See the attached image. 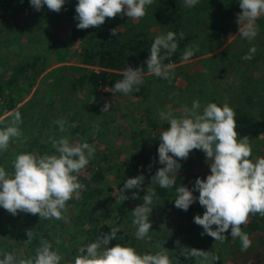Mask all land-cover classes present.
Returning <instances> with one entry per match:
<instances>
[{
  "label": "clouds",
  "instance_id": "clouds-1",
  "mask_svg": "<svg viewBox=\"0 0 264 264\" xmlns=\"http://www.w3.org/2000/svg\"><path fill=\"white\" fill-rule=\"evenodd\" d=\"M23 2V0H21ZM66 0H30V4L39 11L45 5L54 12H60ZM199 0H184L189 6H195ZM154 0H78L76 6L79 23L78 29L90 27L99 28L108 18H115L118 14H126L129 19L139 20L146 15V6ZM242 12L238 14L239 35L249 42L254 40L258 33L257 20L264 17V0H239ZM115 33V29L113 30ZM184 38V33H179ZM178 49L177 34L168 31L166 34L154 38L150 46V55L146 60L147 72L155 77L167 80L169 83L175 76L174 64L164 61L169 59ZM198 47L189 45L181 56L183 63H188ZM255 46L249 49L248 54L242 57L251 60L256 53ZM144 68L127 67L123 78L118 80L111 91L128 95L139 92L143 84ZM110 104L102 107L106 113ZM161 118L170 124L159 134L161 141L158 147L159 163L161 167L152 178L161 188L170 189L175 184L174 175H177L182 165L178 162L186 160L193 150H202L210 164V174L206 179L197 178L195 189L198 190L199 204L205 208L204 214L196 215L194 222L204 229L201 235L213 237L217 242H223L224 235L231 228L232 239L239 238L241 251L247 252L252 245L248 233L242 231L247 225L250 216L259 214L264 217V157L253 160L252 147L247 136L239 138L236 130L235 112L225 102L222 106L211 102L201 104L193 100L190 108L183 109L179 117L172 112L161 113ZM21 113L14 111L8 125L0 129V153L7 152L10 140H19L23 137ZM64 132L68 123L65 118L53 122ZM77 124L68 125L75 128ZM48 143L54 150L51 154L45 152L37 156L34 153H21L12 161V171H6L0 166V207L13 216L24 212L39 215L40 220H56L68 222L64 215L67 211V202L78 199L83 191L79 182V175L86 169L90 160L94 158L96 149L85 138L80 143H70L67 137H49ZM144 176L128 178L123 184V190L142 189ZM134 192L132 198H138ZM156 197L154 188L148 187L143 196L144 203L137 206L132 214L135 237L138 240H150L152 229L149 217ZM129 197L122 196V200ZM197 197L186 186L176 189L175 207L187 211L196 202ZM119 202V201H116ZM215 227V230L213 228ZM120 231L118 226L111 227L110 233H101L95 242L84 244L77 249L72 264H172L169 255L161 244H157L160 251L140 254L134 247L123 246L117 243L110 247V241L117 239ZM26 245L37 238V233L27 230ZM40 244L35 249V255L25 258L17 252L2 254L0 264H61L62 256L52 250L51 244L42 236ZM179 244V241H177ZM181 255L195 257L196 264H214L218 259L211 252L183 248Z\"/></svg>",
  "mask_w": 264,
  "mask_h": 264
},
{
  "label": "rangeland",
  "instance_id": "rangeland-1",
  "mask_svg": "<svg viewBox=\"0 0 264 264\" xmlns=\"http://www.w3.org/2000/svg\"><path fill=\"white\" fill-rule=\"evenodd\" d=\"M158 1L163 5L167 3L166 0ZM229 1L231 0H212L216 4L221 2V7L205 12L202 15V19L198 22L192 20L193 23H191L185 19L179 27L181 32L184 33V38L181 40L187 46L192 45L199 48L202 45L205 49H209L219 43L218 48L212 53L205 52L203 56L191 58L188 63H183L182 61L172 63L174 64L175 76L171 83L155 77L154 74L146 73L152 79L143 77L141 90L139 92L134 91V95L133 93L128 95L122 93L113 94L109 91L111 87H101L99 89L101 92L97 94H89L85 90L78 89L66 96L61 91H58L59 87L55 88L59 84L52 85L55 80L54 77L49 78L45 82L44 78L48 73L58 66L68 67L67 77L79 73L80 68L83 67V57L81 56L84 50L83 45L88 40L87 30L78 29L77 23L68 15H56L57 19L55 22L47 23L45 21L44 25L46 27L41 30L43 38L46 36L50 38L49 36L54 34L57 40H52L56 41L53 48L47 47L49 43L46 44V42L40 45L44 47L40 52L41 55L51 57V63L40 75L25 101L20 104L21 108L26 106L22 111L18 110L21 113L22 120L27 119V122H23L20 127L21 130L25 128H28V130L24 138L22 137L18 141L16 139L17 142H20L12 148L15 150L20 148L23 151L31 147L33 149L34 139L38 136L43 141L47 138L49 139V137L60 138L63 136L71 138L70 136H72V138H75L72 140L73 142L80 143L83 142L85 136L76 140V133L82 128L83 120L92 122L94 123L93 125H97L104 120H111V132L108 134V141L112 145L110 150L119 151L123 157L127 156L135 162H139L142 160L139 153L154 147L155 138L159 137L160 132L164 129L166 130L170 127V124L161 118V113L172 112L179 117L183 114L185 106L191 107L193 100L198 99L202 105L214 102L222 106L227 102L233 108L247 110L257 117L264 116V17L257 20L259 33L254 40L249 42L247 39L241 38L239 28L233 29L238 24V14L242 12L239 0H235V4H230L228 3ZM148 10H146V15L142 19L132 21L136 25L137 31L147 32L148 39L154 40L156 36L168 32L169 26L165 24L167 12L163 11L164 13L162 12L161 16L153 22L154 18L152 19V17L156 16L153 14L149 15ZM43 12H45L43 9L37 11L30 4V0H23V2L14 0L11 5H6L0 10V83L10 78L16 64L24 62L28 56L33 57L36 55L35 52H38L39 49L36 44L29 43L30 37L28 34L34 35L40 31L41 28H36L33 23L32 15L39 16ZM147 18H150L151 21L149 22ZM212 18H216L221 24L214 25ZM216 28H218V38L213 37V34L216 33ZM75 30H78L76 32L77 38L73 41L70 33ZM18 35L20 36L19 39L17 38L19 37ZM10 41L18 43L15 46H9ZM253 46L257 49L253 58L251 60L242 59ZM55 48H61L64 51L60 55V57H63L60 61H57L56 57L58 56ZM15 52H17V57H11L10 55ZM95 69L97 70L98 68ZM186 74L193 75V80H187ZM56 75L61 81V74ZM65 86L69 87V83L66 82ZM32 95H37L38 99L43 95L42 103L34 102L27 105V101ZM52 100L54 101L53 106L49 105ZM106 103L110 104L109 111L103 113L101 110L99 112L97 109L102 108ZM6 115L8 114L0 115V120ZM148 115L157 124L152 127V132H149L150 130H147L149 127L146 126ZM39 117L41 120L37 122L36 118ZM60 118L67 120L68 123L65 128L74 131V133H71L72 135L65 133L57 135L53 132L55 125L53 122ZM73 123L77 124V126L73 129L69 128L68 125ZM32 124L34 125L32 126ZM42 129V135H40ZM250 144L252 154L255 157H264V135L251 141ZM12 145L13 142L9 144V148ZM32 151L35 154L34 149ZM53 151L50 149L49 154ZM98 159L99 156L95 154L86 169L82 171V174L89 175L91 170L96 171L102 167L103 164ZM180 163L190 165V173L184 172L183 174L190 178L191 190L197 200L187 211L182 209H179V211L183 213L182 216L184 218L182 220L190 222V227L196 226L200 229L198 232L194 231L192 233V235H195L193 236V241H189V235H186L180 247L182 249L187 247L211 252L218 257L214 264H264V225L259 228H253L250 217L247 225L242 226V231L248 233L252 240V245L247 252L240 250L241 243L239 238L232 239L231 228L224 233L227 239L223 242H216L213 237L201 235L204 232L202 227L194 222V217L200 209L199 192L195 189V181L197 178H207V175L210 174V164L202 150H193L189 157L186 160H180ZM106 179L108 185L115 190L112 195L118 196L114 174L111 172L106 173ZM108 198L110 197L107 193L104 195L99 193L93 201L98 207H101ZM79 200H81V194L78 199L73 198L72 202L77 205ZM69 207H67V211L70 212ZM203 214L204 212L201 215ZM68 221L70 222V218H68ZM170 223L173 225L172 218ZM70 224L68 223V225ZM215 227L213 226L214 230ZM135 231V227L130 230L133 234H135ZM65 237H68V235H65ZM2 243L0 242V244ZM159 244L163 245L165 248L163 250L168 253L170 258L174 249L173 244H164L162 241H159ZM160 250L155 244L150 247L147 253L154 254ZM178 262L182 264V262ZM189 262L196 264L195 257L189 258Z\"/></svg>",
  "mask_w": 264,
  "mask_h": 264
},
{
  "label": "trees",
  "instance_id": "trees-1",
  "mask_svg": "<svg viewBox=\"0 0 264 264\" xmlns=\"http://www.w3.org/2000/svg\"><path fill=\"white\" fill-rule=\"evenodd\" d=\"M13 1L14 0H0V10L6 5H11ZM166 1L167 3L163 5L158 0H154L152 5L146 6V10L149 9V15L153 14L156 16L152 17V19L154 18L153 22L161 16L163 11L167 12L165 24L169 26L168 31H173L177 34L178 49L169 59H166L164 63H178L181 61L182 53L187 47L179 38V33L181 32L179 27L181 23H183L185 19L189 20L191 23H193L192 20L198 22L202 19V15L205 14V12L213 11L216 7L220 8L222 3L217 2L216 4L213 3L212 0H199L195 6L189 7L184 4V0ZM228 3L235 4V0H231ZM77 4L78 0H66L61 11H52L53 13L45 5L42 8L45 12L41 13L39 16L32 15L33 23L36 25V28L41 29L34 35L28 34L30 37L29 43L36 44L39 50L35 52L36 55L33 57L28 56L24 62L16 64L10 78L0 83V115L4 116L8 114L0 120V129L8 125L14 111H22L26 107L24 106L21 108L20 104L25 101L27 95L37 83L40 75L51 63V57L41 55L40 52L44 47L40 45L46 42V44L49 43L47 47L53 48L56 41L52 40L57 39L54 34L49 36L50 38L47 36L43 38L41 30H44L46 27L44 22H55L57 16L65 14L72 17L78 25L79 21L75 18L77 16L75 11ZM21 10L23 11V9ZM147 20L149 22L151 21L150 18H147ZM212 21L214 25L221 24L216 18H212ZM229 22H231V20H229ZM238 28L239 24L233 27L234 30ZM114 29L115 33L113 32ZM86 30L88 40L83 45L84 50L81 53L83 57V67L80 68V72L76 75L67 77L66 73L68 72V67L58 66L48 73L44 78L45 82L49 78L54 77L55 82L53 81L52 85L59 84L55 88L59 87L58 91L68 96V94L78 89L85 90V92L89 94H97L101 92L99 90L101 87L112 88L118 80L123 78V72L127 67H143L144 78L152 79L150 75H146V73H148L146 60L150 55L149 49L154 40L148 39L147 32L137 31L136 25L133 24L132 19H129L126 14H118L115 18L106 19L105 23L99 28L90 27ZM215 30L216 33L213 34V37L218 38V28ZM77 31L78 30L71 31L70 33L73 41L77 38ZM185 36L187 37V35ZM17 38L19 39L20 36ZM17 43L16 41H10L9 46H15ZM219 45L218 43V45L210 47L209 49H205L201 45V47L198 48L199 50L196 51L191 58L203 56L205 52L212 53ZM55 49L58 56L56 57L57 61H60L61 58H63L60 57V55L62 52L64 53V51H62L61 48ZM28 55L30 54L28 53ZM10 56L17 57V52ZM95 68L98 69L96 70ZM56 74H61V81L56 77ZM62 74L65 76L63 77ZM193 78V75L186 74L187 80L191 81ZM66 82L69 83V87L65 86ZM43 98V95H41L39 99L37 95H32L27 101V105L34 102L42 103ZM53 102L52 100L49 105L53 106ZM97 110L100 112L102 108H98ZM233 110L235 112L236 130L239 138L247 136L251 142L264 135V116L257 117L253 113L241 108H233ZM36 120L40 122L41 118H36ZM146 121V126L149 127L147 130L152 132V127H155L157 124L150 115H148ZM23 122H27V119H24ZM93 124L92 122L83 120L82 128L76 133V140L77 138L85 136L84 139L86 138L89 144L96 146L95 154L99 156L98 160L103 166L96 171L91 170V174L89 175L80 174L78 179L83 185V191L80 193L81 200H79L77 205H74L72 200H69L67 202V207L71 205L69 207L70 212L66 211L64 213V215L70 218V222L40 220L38 214L31 215L24 212H20L18 215L13 216L0 207V242H3L0 244V259L3 258L2 254L5 252L21 253L25 258L34 256L35 249L40 244L39 237L42 236L51 244L52 250L58 251L61 254V264H72L74 256L78 254L77 249L79 246L95 242L101 233H110L111 227L118 226L120 231L117 233V239L110 241V247L119 243L123 246L134 247L138 253L144 254L149 252L152 245L162 241L164 244H173L174 249L170 257L172 264H180L178 261L182 262V264H192V262L188 263L189 257L181 255L182 248L180 245L183 239L186 238V235H189V241H193V236L195 235H192V233L194 231L198 232L200 229L196 226L190 227L191 224L189 221L182 220V218H184L182 216L183 213L175 207L174 203L176 189L178 187L186 186L190 190L192 188L190 178L183 174L184 172L190 173V165H183L178 161L182 167L177 175H174V186L170 189L161 188L152 181L156 172L161 167H165V165L159 163L158 147L161 143L159 137L155 138L154 147L139 153L142 160L135 162L127 156L123 157L119 151L114 152L110 150L112 145L111 142L108 141V134L111 132V120H104L97 125ZM33 125L34 124H32V126ZM27 130L28 128L22 130L24 134L23 138ZM42 131L43 129L40 135H42ZM53 132L57 135L63 133L72 135L71 133H74V131L68 130L67 128L64 132H61L59 126L56 124L54 125ZM70 137L71 138H68L70 143H75L72 141L75 138H72V136ZM48 140L47 138L43 141L40 139V136L34 139L33 149L37 156L45 152L49 153L51 145L48 143ZM17 141L15 138L11 139L10 144L13 142L11 148H8L7 152L0 153V166H5L8 172L12 171L11 161L16 155L33 152L32 147L24 149V151L20 148L16 150L13 149L12 147L20 142ZM251 158L255 160L256 157L252 154ZM108 172L113 173L116 178L118 196L112 195L115 190L107 183L106 173ZM138 175L144 176V183L142 185L143 190L131 189L124 191L123 184L126 180L128 178H135ZM148 187L155 189L156 197H159V199L154 197L153 209L149 217L150 223L152 224V229L149 233L151 239L138 240L135 235L130 232L131 228L134 227V216L132 211L137 206L144 203L143 196L146 194ZM134 192L139 193L138 198H132ZM99 193L100 195L107 193L110 197L101 207H98L93 201ZM124 195L129 198L122 200L121 197ZM203 212H205V208L200 205L197 215H201ZM171 218L173 219V225L170 223ZM251 220V226L253 228H259L261 225H264V217L259 216V214L250 216V222ZM68 223L71 224L68 225ZM28 229L34 230L37 233V238L33 240L31 244L26 245L25 240L28 239ZM202 230L204 231L203 228ZM65 235H68V237H65ZM177 241H179V244H177ZM66 248H68V250H66Z\"/></svg>",
  "mask_w": 264,
  "mask_h": 264
},
{
  "label": "crops",
  "instance_id": "crops-1",
  "mask_svg": "<svg viewBox=\"0 0 264 264\" xmlns=\"http://www.w3.org/2000/svg\"><path fill=\"white\" fill-rule=\"evenodd\" d=\"M120 221H122V220H120Z\"/></svg>",
  "mask_w": 264,
  "mask_h": 264
}]
</instances>
